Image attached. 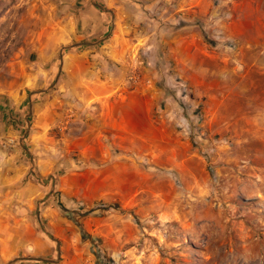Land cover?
Instances as JSON below:
<instances>
[{"label": "rangeland", "instance_id": "374dc122", "mask_svg": "<svg viewBox=\"0 0 264 264\" xmlns=\"http://www.w3.org/2000/svg\"><path fill=\"white\" fill-rule=\"evenodd\" d=\"M17 2L0 0V83L16 79L20 65L55 68L39 95L57 83L54 92L67 101L64 58H20L29 23L20 24ZM96 2L109 23L130 27L136 45L113 62L89 60L102 62L100 74L116 91L145 92L135 114L147 109L150 120L113 128L106 119L96 137L95 124L86 127L69 105L54 123L62 153L49 177L69 189L55 194L62 215L74 219L77 264H264V62L236 58L242 52L227 29L238 7L264 8V0ZM63 8L70 6L58 13ZM26 114L29 122L31 109ZM41 238L56 246L43 224Z\"/></svg>", "mask_w": 264, "mask_h": 264}, {"label": "crops", "instance_id": "0c3cea01", "mask_svg": "<svg viewBox=\"0 0 264 264\" xmlns=\"http://www.w3.org/2000/svg\"><path fill=\"white\" fill-rule=\"evenodd\" d=\"M92 1L20 0L13 6L20 7V24L29 23L27 34L24 29L20 34V58H37L34 63L64 58L60 69L68 80L66 92L70 97L64 101L63 93L54 92L57 83L54 93L39 95L46 73L52 74L55 69L51 67L45 72L20 65L16 79L0 83V141L12 137L19 143L11 149L0 148V264L80 263L74 219L62 215L65 206L55 194L57 190L65 193L69 189L58 180L45 187L33 175L54 177L59 170L57 158L62 151L51 130L70 109L69 105L79 109L86 127L95 124L96 137L102 136L106 119L113 128L132 124L131 118L150 120L147 109L143 110L145 114H135L141 107L136 98L145 92L116 91L120 88L116 81L105 82L100 74L102 62L89 60L106 58L111 62L112 58H125L131 52L127 47L136 45L126 36L130 27L109 23ZM63 4L70 9L63 8L58 13V6ZM233 13L227 29L242 52L238 51L236 58H241V62L254 58L252 66L260 65L264 62V8L251 3L249 8L238 7ZM89 107L96 109L95 115ZM29 109L32 117L28 122ZM27 127L28 133L20 144ZM92 135L94 131L87 128L85 141H92ZM45 196L47 199L40 203ZM41 224L55 236L56 246L41 238Z\"/></svg>", "mask_w": 264, "mask_h": 264}, {"label": "built area", "instance_id": "2783aa9c", "mask_svg": "<svg viewBox=\"0 0 264 264\" xmlns=\"http://www.w3.org/2000/svg\"><path fill=\"white\" fill-rule=\"evenodd\" d=\"M15 145V140L13 138H7L0 141V148L2 150L12 148Z\"/></svg>", "mask_w": 264, "mask_h": 264}, {"label": "water", "instance_id": "95a60500", "mask_svg": "<svg viewBox=\"0 0 264 264\" xmlns=\"http://www.w3.org/2000/svg\"><path fill=\"white\" fill-rule=\"evenodd\" d=\"M103 10H104V11H108V10H106V9H103ZM51 180H52V177H48V178H46V179H44V180H41V181H42L44 184H48ZM47 197H48V196H45L42 200H40V203L43 202L44 200H46ZM47 236H48L49 238L53 239L52 236H51L50 234H48V233H47Z\"/></svg>", "mask_w": 264, "mask_h": 264}]
</instances>
